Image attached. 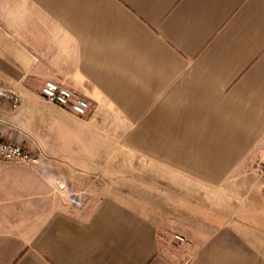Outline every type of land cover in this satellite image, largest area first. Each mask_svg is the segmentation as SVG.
Wrapping results in <instances>:
<instances>
[{"label": "crops", "instance_id": "0c3cea01", "mask_svg": "<svg viewBox=\"0 0 264 264\" xmlns=\"http://www.w3.org/2000/svg\"><path fill=\"white\" fill-rule=\"evenodd\" d=\"M0 79L21 97L0 100V139L36 159L0 160V264H264V0H0ZM143 171H182L214 217L75 204Z\"/></svg>", "mask_w": 264, "mask_h": 264}, {"label": "rangeland", "instance_id": "374dc122", "mask_svg": "<svg viewBox=\"0 0 264 264\" xmlns=\"http://www.w3.org/2000/svg\"><path fill=\"white\" fill-rule=\"evenodd\" d=\"M0 160L4 161L5 159ZM176 177L179 180L178 186L156 180L153 176L149 175L147 171L134 174L129 184L123 183V179L120 176L114 179L102 177L94 182L90 180L92 183V185H90L91 187H89L90 191L82 194V196L78 195L75 204L81 205L86 197L92 198L96 194L119 197L130 196L135 198V200H139V202H137L138 204H144L151 208L154 206L163 219L172 217L191 224H204L208 215L214 217L213 213L211 214L213 209L209 207V203L202 197V187L197 185L196 188L194 187L193 189H196L198 192L190 195L186 187L188 179L185 177L187 176L182 171H178ZM180 182H183V184H180ZM213 198L216 197L213 196Z\"/></svg>", "mask_w": 264, "mask_h": 264}, {"label": "built area", "instance_id": "2783aa9c", "mask_svg": "<svg viewBox=\"0 0 264 264\" xmlns=\"http://www.w3.org/2000/svg\"><path fill=\"white\" fill-rule=\"evenodd\" d=\"M42 93L49 103L69 109L80 116L87 115L91 109V105L87 99L78 95L72 89L54 81H47L42 88ZM0 100L10 102L14 108H17L21 103V97L14 90L7 88L1 79ZM0 159H5L7 161L16 160L27 163L36 161L31 152L24 146L16 145L1 139ZM173 240L180 244L186 241L185 237L180 234H174Z\"/></svg>", "mask_w": 264, "mask_h": 264}]
</instances>
